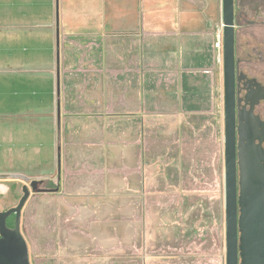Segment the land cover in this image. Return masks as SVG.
Segmentation results:
<instances>
[{"label": "rangeland", "instance_id": "obj_1", "mask_svg": "<svg viewBox=\"0 0 264 264\" xmlns=\"http://www.w3.org/2000/svg\"><path fill=\"white\" fill-rule=\"evenodd\" d=\"M90 2L60 0L59 22L58 0H0V212L30 187L32 264H226L223 63L212 112L174 104L121 131L116 66L102 82L99 44L61 28Z\"/></svg>", "mask_w": 264, "mask_h": 264}, {"label": "crops", "instance_id": "obj_2", "mask_svg": "<svg viewBox=\"0 0 264 264\" xmlns=\"http://www.w3.org/2000/svg\"><path fill=\"white\" fill-rule=\"evenodd\" d=\"M89 1L84 22L70 17L71 27L61 23V28L84 34L91 46L99 44L102 82L109 83V73L116 66L120 83L114 97L120 108L116 114L132 117L131 127L124 123L119 130L140 129L143 115H171L174 104L179 113L201 115L214 110L211 75L217 65L223 0ZM58 8L61 22L60 0ZM114 45L115 63L110 59ZM90 77L95 83L94 76ZM99 99L102 109L98 113L110 115L104 110V97Z\"/></svg>", "mask_w": 264, "mask_h": 264}, {"label": "water", "instance_id": "obj_3", "mask_svg": "<svg viewBox=\"0 0 264 264\" xmlns=\"http://www.w3.org/2000/svg\"><path fill=\"white\" fill-rule=\"evenodd\" d=\"M236 27V0H223L226 264H264V163L247 160L242 152L237 160ZM31 186L37 191L39 181ZM23 192L17 206L0 212V264H32L21 229L22 210L31 195L27 184ZM12 214L14 227L8 226Z\"/></svg>", "mask_w": 264, "mask_h": 264}, {"label": "flooded vegetation", "instance_id": "obj_4", "mask_svg": "<svg viewBox=\"0 0 264 264\" xmlns=\"http://www.w3.org/2000/svg\"><path fill=\"white\" fill-rule=\"evenodd\" d=\"M258 24L264 27V0H236L238 162L242 152L247 160L264 163V31Z\"/></svg>", "mask_w": 264, "mask_h": 264}, {"label": "built area", "instance_id": "obj_5", "mask_svg": "<svg viewBox=\"0 0 264 264\" xmlns=\"http://www.w3.org/2000/svg\"><path fill=\"white\" fill-rule=\"evenodd\" d=\"M216 48H217V61L223 63V37L221 36V31L219 33Z\"/></svg>", "mask_w": 264, "mask_h": 264}, {"label": "trees", "instance_id": "obj_6", "mask_svg": "<svg viewBox=\"0 0 264 264\" xmlns=\"http://www.w3.org/2000/svg\"><path fill=\"white\" fill-rule=\"evenodd\" d=\"M51 187H58V184L56 186L55 182H52ZM15 225V214H12L9 218H8V226L10 227H14Z\"/></svg>", "mask_w": 264, "mask_h": 264}]
</instances>
